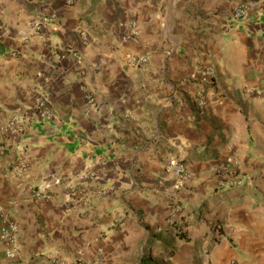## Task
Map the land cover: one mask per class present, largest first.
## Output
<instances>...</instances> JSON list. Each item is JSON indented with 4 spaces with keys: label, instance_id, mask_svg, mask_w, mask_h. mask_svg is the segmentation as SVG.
<instances>
[{
    "label": "crops",
    "instance_id": "crops-1",
    "mask_svg": "<svg viewBox=\"0 0 264 264\" xmlns=\"http://www.w3.org/2000/svg\"><path fill=\"white\" fill-rule=\"evenodd\" d=\"M240 1L0 0V199L19 239L0 264H139L151 244L166 264H264V0L234 21ZM201 87L220 101L200 110Z\"/></svg>",
    "mask_w": 264,
    "mask_h": 264
},
{
    "label": "built area",
    "instance_id": "built-area-1",
    "mask_svg": "<svg viewBox=\"0 0 264 264\" xmlns=\"http://www.w3.org/2000/svg\"><path fill=\"white\" fill-rule=\"evenodd\" d=\"M261 3L258 1H240L237 3L232 11L231 18L234 21H240L249 16L253 10H259ZM121 26L124 28V33L122 34L124 41H129L136 37L138 34L137 22L133 19L122 21ZM84 44L87 45L89 42V37L87 34L83 35ZM73 56L77 61H81L83 54L79 51H74ZM148 58L145 55H139L134 53L127 54V61L130 65L140 67L147 62ZM208 70L212 72V68L208 67ZM85 101L87 105L98 110V103L95 95L91 91H86L84 94ZM195 103L200 108L204 110L208 103H218L220 101L219 96L208 97L207 91L204 87L197 90L195 94ZM36 109L38 112L44 116H50V111L46 109V103L44 99H39L36 103ZM10 125L13 126L15 132H22L23 128L20 123L19 115H13L10 121ZM166 167L171 170L181 182L187 180L190 177L189 171L186 164L178 156L170 155L167 158ZM9 204H15L14 201ZM0 240L4 246V254L6 258L10 260H15L19 253V239H18V225L10 219L9 213L7 211V205L0 199ZM51 260L56 264H102L103 258L101 256L96 257L94 260H87L83 256L82 252L77 254L74 261H67L56 255L51 256ZM229 264H245L237 259H231Z\"/></svg>",
    "mask_w": 264,
    "mask_h": 264
},
{
    "label": "rangeland",
    "instance_id": "rangeland-1",
    "mask_svg": "<svg viewBox=\"0 0 264 264\" xmlns=\"http://www.w3.org/2000/svg\"><path fill=\"white\" fill-rule=\"evenodd\" d=\"M150 246L145 248L144 255H146V257L150 255V257L152 259L151 260L152 264H166L164 261L161 260L162 250H160V248H158V247H156V248L155 247H153V248L151 247L150 248Z\"/></svg>",
    "mask_w": 264,
    "mask_h": 264
},
{
    "label": "trees",
    "instance_id": "trees-1",
    "mask_svg": "<svg viewBox=\"0 0 264 264\" xmlns=\"http://www.w3.org/2000/svg\"><path fill=\"white\" fill-rule=\"evenodd\" d=\"M180 237L181 238H184V239H188V237L186 236V235H184V234H180ZM152 241V240H151ZM171 250H170V253L169 254H171ZM139 264H152V262H151V260L150 259H148V257H146V255H142V257H141V260H140V263Z\"/></svg>",
    "mask_w": 264,
    "mask_h": 264
}]
</instances>
